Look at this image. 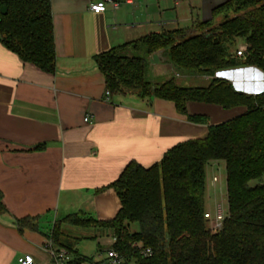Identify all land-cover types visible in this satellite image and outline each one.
<instances>
[{
  "label": "crops",
  "instance_id": "crops-1",
  "mask_svg": "<svg viewBox=\"0 0 264 264\" xmlns=\"http://www.w3.org/2000/svg\"><path fill=\"white\" fill-rule=\"evenodd\" d=\"M49 1L56 56L53 75L22 62L0 42V194L5 208L0 215V264H18L24 255L31 256L33 264H50L43 245L54 223L73 215L94 221L113 218L119 201L110 185L126 166L148 169L170 148L202 140L209 126L245 113L243 107L225 110L188 103L186 115H181L172 102L110 94L94 61L95 56L150 33L194 31L200 24L215 27L224 15L214 10L230 0H179L178 6L173 0H136L117 11L107 5L101 14L89 10V4L99 0ZM236 46L232 55L246 48L241 39ZM235 59L239 65L215 77L246 95L263 92L258 88L264 84V73L242 65V57ZM147 63V77L153 83L175 77L179 85L195 87L210 79L176 72L162 50L150 54ZM187 116L203 117L207 123H191ZM212 179L205 180L204 200L211 203L213 198L215 204L222 190ZM24 218L35 220V230H19L16 221ZM68 229L79 231L76 244L80 239L94 240L99 252L112 246L111 229L62 224L59 242L78 256L82 255L76 245L63 240Z\"/></svg>",
  "mask_w": 264,
  "mask_h": 264
},
{
  "label": "trees",
  "instance_id": "trees-1",
  "mask_svg": "<svg viewBox=\"0 0 264 264\" xmlns=\"http://www.w3.org/2000/svg\"><path fill=\"white\" fill-rule=\"evenodd\" d=\"M1 7L6 8L5 14L0 13L3 46L22 62L53 75L56 56L50 1L0 0ZM215 13L224 15L215 27L200 24L194 31L162 30L94 57L110 94L172 102L181 115H186L188 103L225 110L243 107L245 113L209 126L202 140L170 148L148 169L126 166L110 185L119 201L113 218L94 221L73 215L55 222L49 238L72 253L75 264L86 260L59 242L62 224L111 229L114 249L126 254L132 243H141L151 249L152 256L139 259L140 264H264V91L246 95L215 77L240 64L230 50L238 39L246 45L241 64L264 73V0H230ZM159 50L176 72L210 77L208 83L183 87L175 77L149 81L147 57ZM187 119L207 123L203 117ZM210 162H223L226 174L228 214L215 234L203 217L205 167ZM252 181L257 184L251 186ZM33 221L24 218L16 225L20 231L35 230ZM133 224L135 232L130 231Z\"/></svg>",
  "mask_w": 264,
  "mask_h": 264
},
{
  "label": "built area",
  "instance_id": "built-area-1",
  "mask_svg": "<svg viewBox=\"0 0 264 264\" xmlns=\"http://www.w3.org/2000/svg\"><path fill=\"white\" fill-rule=\"evenodd\" d=\"M136 0H99L95 3L89 4V10L93 14H101L105 12L106 6L109 5L112 11H117L122 4L132 5ZM161 1V0H157ZM175 6H178L179 0H173ZM165 22H162L160 25L165 26ZM246 53V48H240L236 51V57L244 58ZM108 95V93H107ZM84 123H88V117H84ZM213 183L217 182V179L214 177L212 179ZM204 219L208 221L210 224L209 230L211 233H217L222 226V222L225 219V214L223 212V208L220 204H216L213 214L204 213ZM112 246L104 251H100L97 255L85 262L81 260L82 264H140L138 261L147 260L152 256V251L150 248L144 247L141 243H132L131 244V252L130 254L122 253L114 249V244L116 242V238L113 237L111 239ZM43 249L47 252L50 258V264H75V259L72 253H70L65 248L54 247L50 238H48L44 245ZM18 264H33V259L29 255H24L18 258Z\"/></svg>",
  "mask_w": 264,
  "mask_h": 264
},
{
  "label": "rangeland",
  "instance_id": "rangeland-1",
  "mask_svg": "<svg viewBox=\"0 0 264 264\" xmlns=\"http://www.w3.org/2000/svg\"><path fill=\"white\" fill-rule=\"evenodd\" d=\"M240 40H236L234 42V44L230 47V50L233 51L234 49H236V45ZM258 89H264V84L263 86H260V88ZM219 165H217V167L209 169L208 167H206V183L212 179V177H215L217 179L218 185L221 188V192L218 194V198H215V204H213V198H211L210 200L212 201L211 203H208L207 200L205 199V213H210L213 214L214 208L216 206V204H220V206L223 208V212L225 214V216H227L228 214V209H227V197H226V184H225V167H224V163L223 162H219ZM263 181H264V177H263ZM257 182L256 181H252L250 183L251 186L256 185ZM207 228L210 227V224L208 223V221L206 222ZM27 228V227H26ZM24 228V229H26ZM70 231H68V236L65 237L64 242L69 244V245H76V250L77 252H79L82 256H80L82 259L85 260H89L93 257H95L97 255V252H99V249H97V245L96 242L94 240L91 239H80V241L76 244L74 238L75 237H79L80 234H78L77 232L79 231H74L72 229H68ZM130 231L131 232H135L137 231V225L133 224L130 227ZM104 251V250H103Z\"/></svg>",
  "mask_w": 264,
  "mask_h": 264
},
{
  "label": "water",
  "instance_id": "water-1",
  "mask_svg": "<svg viewBox=\"0 0 264 264\" xmlns=\"http://www.w3.org/2000/svg\"><path fill=\"white\" fill-rule=\"evenodd\" d=\"M0 13H1V14H5V13H6V8L1 7V8H0Z\"/></svg>",
  "mask_w": 264,
  "mask_h": 264
}]
</instances>
